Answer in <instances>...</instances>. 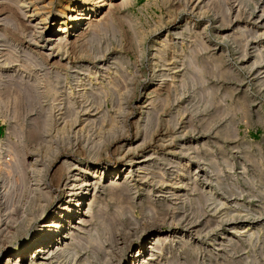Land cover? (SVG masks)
Instances as JSON below:
<instances>
[{"label": "rangeland", "instance_id": "rangeland-1", "mask_svg": "<svg viewBox=\"0 0 264 264\" xmlns=\"http://www.w3.org/2000/svg\"><path fill=\"white\" fill-rule=\"evenodd\" d=\"M8 3L0 264L30 227L21 213L40 194L60 198L70 165L77 174L127 162L124 187L119 175L91 188L109 238L80 233L75 253L53 264H99L127 229L149 225L161 237L154 264H264V0H111L52 50L43 42L57 3L26 8L39 11L31 20Z\"/></svg>", "mask_w": 264, "mask_h": 264}, {"label": "bare ground", "instance_id": "bare-ground-1", "mask_svg": "<svg viewBox=\"0 0 264 264\" xmlns=\"http://www.w3.org/2000/svg\"><path fill=\"white\" fill-rule=\"evenodd\" d=\"M12 1H14V3ZM12 1L0 0V3L9 2L11 5H15V8H17V10H19L24 17H27L28 13H25V10L26 8L28 9V7L30 8L42 5V7L36 8L40 10L41 8H43V4L53 6L54 2L57 3V8H59L57 10V19L53 20L50 26V29H52L51 34L46 37L43 42V46H50L49 48L52 50L57 48L59 46V43L64 40L61 35H65L68 33L72 34V32L76 30L83 21H90L89 17L92 15V13L97 12L101 7L107 5V3L111 0H80L81 4L80 2H78V0ZM127 1L129 0H121L120 4L126 3ZM36 9L34 8L33 11H31V15H28L27 18H29L30 20L33 19L36 15L34 13L39 12ZM40 15L41 14H39V16ZM40 17L41 18H39V21H36V23L33 25L34 32L36 33H42L43 31H47L48 29L43 26L46 23V16ZM61 18L65 19V21H62ZM92 18L94 19V16ZM128 163L130 162L119 166L112 165L105 168H100V166L94 165L93 167H91L92 169H87L88 172L85 171L77 174L75 173L77 171H80V169L75 165H70L67 176L64 179L63 189L59 193L61 194L60 198L55 197L50 203V200L48 201L46 196L40 194L38 197V202L35 203L36 205H34L36 206V208L34 207L35 210L30 209L24 213H21L22 216L20 221L25 222L26 224L28 223V226L30 227H24L25 230L22 234L21 241L15 244V248L9 252L3 264H53V259L56 260L60 257H67L75 253L74 250L76 248L73 249V242L78 236H80V233H86L87 239L91 241H96L98 236L102 235V233H108L107 236L109 238V234L112 232V229L110 230L111 232H108L109 226H106L108 224L106 222H102L104 224H102L101 221L99 222V219L96 218L98 217V215L95 217L96 213L94 211H96V209L94 208V206L96 199V190H94L93 192L91 188L94 185L102 182V180L105 178L107 180H110V182H106V184L102 186V189H111L113 187V177L119 175L122 176L121 180H123V183L120 184V187H124V184L128 180H130L128 179V174L132 172L130 171V169L134 167L131 165L132 163ZM87 173H91V178L87 176ZM227 214H229V212ZM92 219H94L96 222H94V228L92 227L90 229V223H92V221L90 222V220ZM149 226L144 227L145 229L142 230V233L134 235L129 234L127 229L119 238L118 242H115L116 244H119V246H115L116 248H119L118 251L113 253L114 248L112 247L110 251V248L108 250L103 249L105 253L100 258L98 263L154 264V259L159 249L158 245H160L159 243H161L159 242L161 237L159 236L160 232L156 226ZM250 232L251 229L249 227H240V231L238 234L247 235ZM113 235L114 234L112 233V236ZM79 240H81V238H79ZM74 243L76 245L77 242ZM97 243L100 242L98 241ZM105 249H107V246ZM98 250L101 251V248H98ZM3 255H1V257ZM90 263L91 262H88L87 260H81L80 262H78V264Z\"/></svg>", "mask_w": 264, "mask_h": 264}]
</instances>
